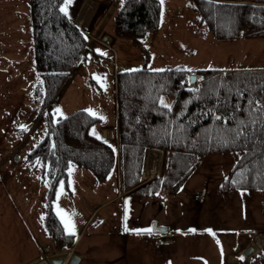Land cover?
Masks as SVG:
<instances>
[{
  "label": "rangeland",
  "instance_id": "1",
  "mask_svg": "<svg viewBox=\"0 0 264 264\" xmlns=\"http://www.w3.org/2000/svg\"><path fill=\"white\" fill-rule=\"evenodd\" d=\"M123 1L102 4L107 10L93 36H88L82 56L56 97L42 105L29 0H0V264H31L40 256L70 251L67 264L75 253L72 246L54 248L44 226L48 165L27 160L47 130L48 111L56 116L85 109L100 117L90 131L101 135V127L117 119L114 75L119 68L180 65L191 74L197 69L264 67V37L217 39L199 21L192 0H159V26L144 38L148 53L144 56L129 39L114 34L113 18ZM69 2L62 4L65 11ZM102 32L110 34L104 43ZM161 102L170 105L172 99L162 96ZM108 128L113 132L105 138L117 143L115 127ZM154 148L160 149L146 150L144 167ZM160 150L157 171L163 160ZM239 155V151L203 155L180 188L167 197L133 192L146 182L142 180L127 188L131 193L124 192L115 171L98 182L88 168L69 164L67 183L56 184L52 211L65 231L82 236L76 249L83 257L81 264H244L240 256V262L233 259L238 249L254 233L264 238V190L251 195L249 190L219 185ZM154 223L169 228L171 243H155L154 231H146L153 230ZM263 249L264 245L248 264H264Z\"/></svg>",
  "mask_w": 264,
  "mask_h": 264
},
{
  "label": "trees",
  "instance_id": "2",
  "mask_svg": "<svg viewBox=\"0 0 264 264\" xmlns=\"http://www.w3.org/2000/svg\"><path fill=\"white\" fill-rule=\"evenodd\" d=\"M64 1L29 0L42 105L56 97L88 42L86 33L62 8ZM192 3L199 21L219 40L264 37V0ZM113 19L115 36L129 39L147 56L143 40L158 29L160 1L124 0ZM195 74L193 85L188 82L190 72L180 65L116 70L117 143L90 131L100 120L98 115L82 108L56 116L48 111L47 130L27 160L48 165L44 226L56 250L75 240L51 206L57 182L67 183L69 164L88 168L99 182L117 168L120 187L126 190L140 181L146 148H160L159 176L133 191L156 197L160 192H176L203 155L239 151L220 186L264 188V67L197 69ZM162 96L172 103H162Z\"/></svg>",
  "mask_w": 264,
  "mask_h": 264
},
{
  "label": "crops",
  "instance_id": "3",
  "mask_svg": "<svg viewBox=\"0 0 264 264\" xmlns=\"http://www.w3.org/2000/svg\"><path fill=\"white\" fill-rule=\"evenodd\" d=\"M109 0H70V2L66 5V13L68 15L69 18H71L74 23H76L88 36H93L92 31L96 30L98 24L100 23V17L103 16L107 10V8L102 9L101 6L102 4L105 2H107ZM111 4V3H110ZM117 11V10H116ZM103 34V32H102ZM110 34H103L101 37L100 42L105 41V39H108ZM103 37H106L105 39H103ZM95 38V37H94ZM104 43V42H103ZM111 124H104L101 127V137H104L102 134L103 128L105 127L106 129L108 127H115L116 129V134H117V119L115 118L112 122H110ZM111 132L112 129H110ZM148 149V148H147ZM146 149V150H147ZM157 151H160V149H156ZM145 150V152H146ZM146 156V153H145ZM240 156V155H239ZM239 158V157H238ZM238 160V159H237ZM236 160V161H237ZM116 175H117V181L119 184V176H118V170H115ZM227 173V172H226ZM226 175V174H225ZM224 178V177H223ZM222 178V179H223ZM96 179V178H95ZM97 181V180H96ZM222 181V180H221ZM99 182V181H98ZM221 183V182H220ZM220 185V184H219ZM218 185V188L220 189ZM222 189V188H221ZM229 190H249L250 194L253 195L251 193V191H262L264 190V188H227ZM226 190V189H224ZM124 192H132V190L130 189H126ZM222 194V196L224 195V193H220V195ZM158 196L161 197H167L168 193L166 192H160L158 193ZM256 196H261L259 194H257ZM129 231H126V234ZM131 232V231H130ZM74 234V233H73ZM75 235V234H74ZM154 238H155V243L156 244H163V243H171L172 242V234L171 231L168 228V232L165 235H162L160 232H153V234H151ZM256 235V233H254L253 235V239L252 237H250L239 249L237 252V255L234 256L233 259H235L237 262H240V253L243 250V248H245L251 241L254 240V236ZM160 237H163L162 239H160ZM82 236H80V238H77L75 235V240L73 242V244L71 245L73 250L75 251L74 255H76L78 257V260L76 262V264H81L83 257L82 255L76 251L77 247H78V243L81 240ZM48 242H44L42 243V245L44 246V249L46 248V246ZM252 243V242H251ZM134 246V245H133ZM70 247V246H69ZM130 251L132 250V248H129ZM242 249V250H241ZM41 251V250H40ZM134 256V255H133ZM73 257V256H72ZM70 259V258H69ZM72 259V258H71ZM131 264H135V263H131Z\"/></svg>",
  "mask_w": 264,
  "mask_h": 264
},
{
  "label": "bare ground",
  "instance_id": "4",
  "mask_svg": "<svg viewBox=\"0 0 264 264\" xmlns=\"http://www.w3.org/2000/svg\"><path fill=\"white\" fill-rule=\"evenodd\" d=\"M103 134L104 135H110L111 134V131L109 128L107 129H103ZM159 151H156V150H150L148 152V155H147V159H146V162H147V165L145 167V171H144V174L145 175H148L150 178H152L154 175H156L157 173V169H158V160H159V154H158ZM260 236V235H259ZM254 241H255V244L256 246L258 247V250L264 245V238L263 236H255L254 237ZM71 254L70 251H65L64 252V260L61 264H64V262L66 261L67 259V256H69ZM252 255L246 259H243V263L244 264H248V262L252 259Z\"/></svg>",
  "mask_w": 264,
  "mask_h": 264
},
{
  "label": "water",
  "instance_id": "5",
  "mask_svg": "<svg viewBox=\"0 0 264 264\" xmlns=\"http://www.w3.org/2000/svg\"><path fill=\"white\" fill-rule=\"evenodd\" d=\"M106 37H103V39H105ZM189 82L190 83H195L196 82V75L195 74H191L189 76ZM154 227H156L157 229H159L161 231L162 235L166 234L167 231V227L164 226H157L156 223H154L153 225ZM257 250V246L256 244L249 243L242 251H241V256L243 258H246L250 255H252L255 251ZM64 255L62 253L58 254V255H54L53 257L50 258V260L54 263V264H58L62 259H63ZM78 260L77 256L72 257V259L70 260V262L68 264H76Z\"/></svg>",
  "mask_w": 264,
  "mask_h": 264
},
{
  "label": "built area",
  "instance_id": "6",
  "mask_svg": "<svg viewBox=\"0 0 264 264\" xmlns=\"http://www.w3.org/2000/svg\"><path fill=\"white\" fill-rule=\"evenodd\" d=\"M31 264H52L50 257L49 258H44V257H39L38 261H35V263Z\"/></svg>",
  "mask_w": 264,
  "mask_h": 264
},
{
  "label": "snow or ice",
  "instance_id": "7",
  "mask_svg": "<svg viewBox=\"0 0 264 264\" xmlns=\"http://www.w3.org/2000/svg\"><path fill=\"white\" fill-rule=\"evenodd\" d=\"M62 11H63V9H62ZM98 51V50H97ZM57 111H59V110H57ZM23 127V126H22ZM98 139H99V137H97ZM61 188H63V182H61ZM126 231H127V229H125ZM149 234H151L152 232H153V230L151 229V228H149V229H147L146 230Z\"/></svg>",
  "mask_w": 264,
  "mask_h": 264
}]
</instances>
